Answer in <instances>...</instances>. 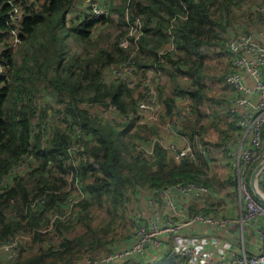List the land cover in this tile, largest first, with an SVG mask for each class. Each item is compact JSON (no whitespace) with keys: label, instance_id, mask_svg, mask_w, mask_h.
I'll list each match as a JSON object with an SVG mask.
<instances>
[{"label":"trees","instance_id":"obj_1","mask_svg":"<svg viewBox=\"0 0 264 264\" xmlns=\"http://www.w3.org/2000/svg\"><path fill=\"white\" fill-rule=\"evenodd\" d=\"M9 1L0 0V61L9 65L8 74L0 76V183L7 176L12 177L13 183L0 190V239L32 234V245L40 247L29 256L20 254L14 262L0 256V264H59L81 259L83 253L106 247L115 240L114 236L109 237L111 224L93 226L90 215L95 204H108L113 217H125L131 195L138 188H159L181 181L209 185V180L203 178L207 177L204 166L208 157L217 156V152L197 131L205 129L199 118L192 132L187 129L189 125L183 130L197 146L199 161L183 163L159 146L154 158L142 157L134 147L137 140H144L147 135L131 133L135 120L117 121L115 125L100 111L91 112L82 105H114L123 114L137 111L143 90L112 76L113 69L129 55L119 46L127 32L124 13L128 0H113L109 16L99 20H80L71 10L75 0H37L30 4L24 0L28 11L21 22L22 43L15 52L7 32ZM251 2L131 0L133 17H145L139 67L144 72L152 67L165 73L175 69L176 77L192 82L179 84L175 92L169 93L164 116L170 121L178 116L177 90L192 99L191 114L195 109L202 113L205 58L211 49L223 48L220 33L232 23L240 20L239 24L255 25L264 20L256 9L237 13L238 9L251 6ZM175 17L173 32L183 53L161 59L158 50L167 42ZM232 122L236 129L233 119ZM77 129L81 131L77 138L78 170L89 197L81 204L77 220L58 221L52 230H45L47 213L60 209L67 197L66 160ZM226 135L232 137V132ZM195 137L198 140L194 143ZM25 163L23 172L13 173ZM259 183L264 188V180ZM39 198H44V204L31 209L30 204ZM78 223L85 225L87 231L70 238L68 234ZM153 264L178 263L162 259Z\"/></svg>","mask_w":264,"mask_h":264},{"label":"built area","instance_id":"obj_2","mask_svg":"<svg viewBox=\"0 0 264 264\" xmlns=\"http://www.w3.org/2000/svg\"><path fill=\"white\" fill-rule=\"evenodd\" d=\"M37 0H26V3ZM7 32L11 37V49L15 52L22 43L21 22L27 15L24 0H10ZM113 0H75L71 10L80 20H99L109 16ZM264 16V2L255 8ZM127 32L120 39L119 46L128 50V57L112 71L114 78L133 85H139L143 95L137 102L136 113L123 114L114 105L102 107L97 103L85 102L83 107L91 112L100 111L102 116L113 120L119 117L121 123L135 120L138 125L147 128L162 124L166 112V100L169 92L161 85L162 70L143 71L139 67L140 41L145 36V17H133L131 0H128L124 13ZM176 17L168 29L169 38L158 50L163 59L168 55H182L173 32ZM230 56V69L224 82L231 88L227 110L235 121L234 136L226 143V155L232 181L234 182L240 205V212L235 216L221 215L211 207L207 210L191 211L190 203L204 201L216 196L211 186L195 181H181L173 185L152 188L147 200V210L140 204L133 203L125 213L127 225L131 228L129 242L118 240L113 243L111 251L99 256L87 254L88 257L59 264H153L166 259L178 264H264V202L256 197L251 188L249 170L253 165L264 161V20L255 25L238 24L220 33ZM9 65L0 61V76L7 75ZM177 122L191 115L192 99L177 91ZM53 102L52 98H48ZM38 118V117H37ZM119 128L121 126H118ZM172 130V126H166ZM77 129L73 143L68 148L66 164L67 197L61 208H54L46 215V229L52 230L54 223L77 220L82 206L89 194L82 182L78 170L80 147ZM146 140H137L135 151L142 157H155L156 147L169 151L174 159L182 161L197 160V154L191 145L179 147L167 142L159 135L150 134ZM27 164L17 167L16 172H23ZM264 171V170H263ZM263 171L257 177L259 191L260 181L264 180ZM12 177L7 176L0 183V190L11 186ZM144 189V188H143ZM141 190V189H140ZM135 192L132 193V196ZM39 198L30 204L37 210L44 204ZM253 226L261 241L260 251L250 254L244 246V230ZM200 230L199 231H197ZM240 229L242 243H236L233 231ZM32 234H17L9 239H0V256L5 261L14 262L20 255L21 247L32 242ZM152 257H155L154 259Z\"/></svg>","mask_w":264,"mask_h":264},{"label":"rangeland","instance_id":"obj_3","mask_svg":"<svg viewBox=\"0 0 264 264\" xmlns=\"http://www.w3.org/2000/svg\"><path fill=\"white\" fill-rule=\"evenodd\" d=\"M250 4L251 6L248 5L244 6V8L238 9L237 13L240 14L244 10L248 12L250 11V9H255L261 4V0H252ZM72 13L74 12L72 11ZM239 21L240 20H237L236 22H234V24L232 23V25L230 26L234 27L235 25L239 24ZM208 53L209 54L208 56H206L203 66V72L206 76V79H204L203 82L205 85L203 105L201 110L203 114H198L195 109V111H193L194 113L189 115L184 120L180 121L179 124L182 125L183 129H185V126L187 127V125H189L191 128H189L188 126L187 129H189V132H192L193 127H195L197 118H199L200 125L205 126V129L201 130L200 128H197V131H199L202 138H205L206 141H209L211 145H213V149H215L217 152V156L215 154L214 157H208V153L206 152L204 154L208 157L209 162L206 164L207 166H204V170L207 173V177L204 176L203 178L209 180V185L216 193V196H214L211 200L208 201H210L214 205H216V203H220L222 207L226 204L225 200L228 202L230 201V206L232 208L231 211L234 210L236 212L238 210V194L235 188L227 182L229 180L228 177H232V172L230 170L226 155V142L231 135L228 136L226 135V133L232 132L233 135L235 131L232 119L227 110L229 97L232 91L231 88L224 82V77L231 68L230 56L228 51L226 50L225 45L223 46V48L215 47L211 49ZM155 68L156 67H152L150 68V70H155ZM168 71L167 73H164V71H162L163 74L161 77V83L170 91L175 92V89H178L177 86L181 83V80H179V76L176 77V75H174L175 69H169ZM182 79H184L183 81L185 82V85L192 84L190 79L186 77ZM145 134L147 135V138L151 136V129L149 131L144 132V135ZM197 140L198 138L195 137V139L193 140L194 143ZM218 143H221V145H218ZM190 145L192 148H194V151L197 154V146L193 145V143L191 142ZM198 159L199 157L197 155L196 162L199 161ZM224 196H226V199L224 198ZM218 210H220V212H226V209L224 208ZM90 216L92 219V224L96 228H103L111 224V231L109 237L111 238L114 236L115 240L106 247H101L93 252L83 253V257L81 256L82 259L87 258V254L99 256L105 254L106 252H110L111 250L109 248H113V243L120 239H126L124 242H129V234L131 233V228L127 225V219H125L124 216H119L117 218L113 217V214L110 213V208L108 204H104L102 206L99 204H95ZM112 221H114L113 224ZM86 231L87 227L81 223H78L77 226L71 230L68 236L70 238H74ZM43 245L45 246L46 244ZM39 247L40 245H32V243H27L21 247L19 253L23 256H29L33 253L38 252Z\"/></svg>","mask_w":264,"mask_h":264},{"label":"crops","instance_id":"obj_4","mask_svg":"<svg viewBox=\"0 0 264 264\" xmlns=\"http://www.w3.org/2000/svg\"><path fill=\"white\" fill-rule=\"evenodd\" d=\"M263 2H264V0H261V3H263ZM165 67L166 68H169L168 66H165ZM164 73H165V71H164ZM179 80H181V83L180 84L185 85V82L183 81L184 79H182L180 77ZM161 86L166 91H168L170 94L173 93L168 88L164 87L163 84ZM176 95H177V91H176ZM176 101H177V98H176ZM181 104L182 103L180 101H178L177 107H179ZM176 118L173 121H170L166 116H163L162 124L152 126L151 133L153 135H159L164 140H166L167 142L174 143V144L178 145L179 147L186 146L187 144L190 145L189 136H187L186 134L183 133V130H185V129H183L182 128V125L179 124V122L176 121ZM113 120L115 122V125H118V124H116L117 121L120 122L119 117H114ZM122 126L120 128H122ZM166 126H172V130L166 129ZM144 132H146L144 130V128H141L136 123L134 125L131 133L132 134L138 133V134L144 135ZM234 135L235 134H233L232 136H234ZM144 137H145V135H144ZM146 139H144V140H146ZM228 179L229 180L227 182L229 184H231L235 188V185H234V182L232 181V179L229 178V177H228ZM150 190L149 189H145V188L144 189L143 188H138L135 191L134 195L132 196L133 199H131V201L133 203L140 204V206H142L145 210L148 211V209H147V200H148V198L151 195V191ZM235 190H236V188H235ZM225 197L226 196H224V198ZM212 198L213 197H207L204 201H194V202L190 203V206L189 207H190L191 211H194V210H207V207H211L212 209H214L216 212H218L221 215L235 216V215L239 214V212H240V205H239V199L238 198H237V201H238V208L237 209L238 210L236 212L234 210H233L234 212L231 211L232 208L230 206V201L228 202V201L225 200L226 204L223 205V207H222L220 205V203H216V205H214L213 203H211L210 201H208V200H211ZM129 205H130V203H128L127 209H128V206ZM222 208L226 209V212H220V210H218V209H222ZM197 231L200 232V230H198V229H197ZM233 234H234L233 237H234L235 242L236 243H242L240 229H235L233 231ZM243 236H244V246H245L246 250L250 254L257 253V252L260 251L261 241H260V238L258 236L257 231L255 230V228L253 226H248L247 228H245L244 233H243ZM152 258L154 259L155 257H152Z\"/></svg>","mask_w":264,"mask_h":264},{"label":"water","instance_id":"obj_5","mask_svg":"<svg viewBox=\"0 0 264 264\" xmlns=\"http://www.w3.org/2000/svg\"><path fill=\"white\" fill-rule=\"evenodd\" d=\"M188 160L187 159H183L182 162L186 163ZM264 170V161H262L261 163H259L255 169L253 170L252 174H251V179H250V185L251 188L254 190V193L256 195L257 198H259L260 200H262L264 202V193H262L261 191H259V187L257 186V177L258 175ZM13 173H16V171H14Z\"/></svg>","mask_w":264,"mask_h":264}]
</instances>
